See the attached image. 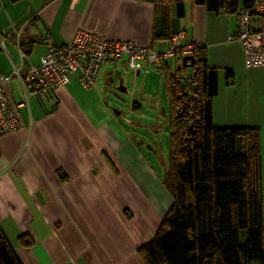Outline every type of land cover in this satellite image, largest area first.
Returning <instances> with one entry per match:
<instances>
[{
	"label": "crops",
	"instance_id": "crops-1",
	"mask_svg": "<svg viewBox=\"0 0 264 264\" xmlns=\"http://www.w3.org/2000/svg\"><path fill=\"white\" fill-rule=\"evenodd\" d=\"M184 6L178 16L174 3L163 10L150 0H0V74L19 62L18 30L27 61L37 65L48 45H63L79 30L138 45L154 38L164 46L183 29L185 42L200 43L217 71L213 124L259 129L264 194V66L246 67L241 43L228 40L236 13H215L189 0ZM182 60L177 55L152 72L164 79ZM121 66L125 59L104 62L89 88L71 75L48 97L29 90L27 105L18 108L19 127L0 134V229L24 264H143L136 249L157 229L171 196L163 204L147 187L155 179L139 142L118 136L89 100L100 95V76L112 81ZM6 91L20 100L17 76Z\"/></svg>",
	"mask_w": 264,
	"mask_h": 264
},
{
	"label": "trees",
	"instance_id": "trees-1",
	"mask_svg": "<svg viewBox=\"0 0 264 264\" xmlns=\"http://www.w3.org/2000/svg\"><path fill=\"white\" fill-rule=\"evenodd\" d=\"M150 1L163 10L174 3L176 14L184 15L186 0ZM189 1L226 14L250 2ZM202 48L195 47L190 64L165 71L169 141L163 182L171 202L136 253L143 264H264L260 132L255 126L213 124L217 71ZM19 239L30 243L25 235ZM0 264H24L1 229Z\"/></svg>",
	"mask_w": 264,
	"mask_h": 264
},
{
	"label": "built area",
	"instance_id": "built-area-1",
	"mask_svg": "<svg viewBox=\"0 0 264 264\" xmlns=\"http://www.w3.org/2000/svg\"><path fill=\"white\" fill-rule=\"evenodd\" d=\"M236 15L237 26L228 40L241 43L246 67L264 66V0H250L239 7ZM20 35L21 30H18L19 62L13 64L11 73L0 74V134L19 127L18 108L27 105L29 90H34L40 97H48L51 90L69 82L71 75H75L82 87H92L97 82L102 64L123 56L125 65L135 71H147L149 66L166 63L177 55L187 57L185 63L190 64L195 47L200 46L198 42H185L183 29L172 33L164 46L154 40L138 45L131 40H111L79 30L63 45H48L40 63L34 65L27 61L26 53L20 47ZM12 76H17L22 85V97L16 102L6 91V84Z\"/></svg>",
	"mask_w": 264,
	"mask_h": 264
},
{
	"label": "rangeland",
	"instance_id": "rangeland-1",
	"mask_svg": "<svg viewBox=\"0 0 264 264\" xmlns=\"http://www.w3.org/2000/svg\"><path fill=\"white\" fill-rule=\"evenodd\" d=\"M124 59L123 56L117 60ZM117 70L112 73V81L106 82L104 76H100V95L90 96V103L94 104L96 115L107 121L118 136L123 138L124 132L139 142L138 146L155 179L146 185L155 190L160 202L167 204L170 193L163 180L168 166L165 125L169 101L163 75L152 72L151 66L147 71L142 69L139 74L126 66ZM120 87L125 89L120 90ZM134 100L138 103L135 108Z\"/></svg>",
	"mask_w": 264,
	"mask_h": 264
},
{
	"label": "water",
	"instance_id": "water-1",
	"mask_svg": "<svg viewBox=\"0 0 264 264\" xmlns=\"http://www.w3.org/2000/svg\"><path fill=\"white\" fill-rule=\"evenodd\" d=\"M182 59H183L182 60V64L183 65H188V64L185 63V60L187 59V57H183ZM191 59H193V57ZM119 89L123 90V88H121V87ZM165 131H166V135H165L166 142L168 143V141H169V124L168 123L165 125Z\"/></svg>",
	"mask_w": 264,
	"mask_h": 264
}]
</instances>
